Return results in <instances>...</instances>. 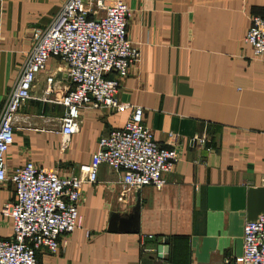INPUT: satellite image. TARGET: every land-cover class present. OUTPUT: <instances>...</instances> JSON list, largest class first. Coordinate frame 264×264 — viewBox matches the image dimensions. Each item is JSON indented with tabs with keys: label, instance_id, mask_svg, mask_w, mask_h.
<instances>
[{
	"label": "crops",
	"instance_id": "0c3cea01",
	"mask_svg": "<svg viewBox=\"0 0 264 264\" xmlns=\"http://www.w3.org/2000/svg\"><path fill=\"white\" fill-rule=\"evenodd\" d=\"M66 1L0 0V111L34 36ZM122 1L130 10L127 37L140 53L119 80L117 100L129 107L121 113L83 108L80 130L62 152L64 108L51 100L71 85L64 65L49 60L18 111L7 175L27 162L60 177L77 175L133 107L142 109L154 141L174 149L177 161L162 190L124 194L121 176L101 165L96 183L82 186L81 227L60 239L57 253L37 252L39 264H234L245 223L264 212V59L244 43L249 18L264 16V0ZM194 137L204 143L193 144ZM13 201L12 184H0V211ZM136 204L138 233L108 231L113 214L127 216ZM12 235L11 221L0 215V238ZM162 244L165 254L157 251Z\"/></svg>",
	"mask_w": 264,
	"mask_h": 264
},
{
	"label": "built area",
	"instance_id": "2783aa9c",
	"mask_svg": "<svg viewBox=\"0 0 264 264\" xmlns=\"http://www.w3.org/2000/svg\"><path fill=\"white\" fill-rule=\"evenodd\" d=\"M129 17L130 10L122 0H67L49 27L34 36L21 76L0 111V184L9 182L14 191V201L0 211L11 221L13 232L10 240L0 238V264H39L37 252L57 253L60 239L81 227L82 186L96 183L101 165L121 176L123 194L143 187L156 191L164 187V175L174 167L177 154L154 141L139 107H133L122 128L111 130L98 141L90 162L80 165L77 175L60 177L32 162L7 175L6 155L13 143L18 111L31 99L35 77L49 60L64 65L71 85L51 100L64 108L59 129L62 152L80 130L83 108L104 107L121 113L129 107L117 100L119 80L140 56L127 37ZM244 43L255 59H264V16L249 18ZM46 82L48 95L52 79ZM191 141L204 143L198 137ZM242 240V254L234 264H264V212L245 223Z\"/></svg>",
	"mask_w": 264,
	"mask_h": 264
},
{
	"label": "water",
	"instance_id": "95a60500",
	"mask_svg": "<svg viewBox=\"0 0 264 264\" xmlns=\"http://www.w3.org/2000/svg\"><path fill=\"white\" fill-rule=\"evenodd\" d=\"M139 225V205L136 204L132 211L127 216L119 217L117 214L111 216L108 231L112 233L136 234L138 233ZM167 246L162 244L158 246V253H166Z\"/></svg>",
	"mask_w": 264,
	"mask_h": 264
}]
</instances>
